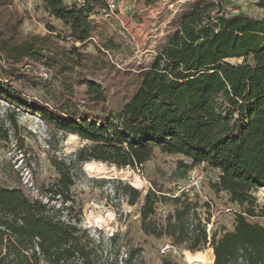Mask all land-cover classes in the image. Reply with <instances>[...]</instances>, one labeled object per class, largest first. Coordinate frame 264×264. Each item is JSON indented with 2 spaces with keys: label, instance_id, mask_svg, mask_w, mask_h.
Listing matches in <instances>:
<instances>
[{
  "label": "trees",
  "instance_id": "16d2710c",
  "mask_svg": "<svg viewBox=\"0 0 264 264\" xmlns=\"http://www.w3.org/2000/svg\"><path fill=\"white\" fill-rule=\"evenodd\" d=\"M39 1L58 25L47 21L45 34L27 35L18 11L0 0V100L8 110H34L48 127L85 144L68 163L50 158L57 175L35 182L46 201L20 183L0 185V264H99L101 239L81 225L72 198L73 163L137 168L156 150L189 159L185 167L217 171L211 190L224 192L240 210L231 230L208 235L209 221L187 198L166 197L155 184L142 195L119 182L116 190L129 205L142 198L140 230L192 253L211 247L212 264H264V224L251 220L264 218L257 197L259 189L264 192V0L255 2L263 10L258 17L229 14L223 0L194 1L111 112L94 73L101 66L97 52L113 44L94 43L95 54L86 50L93 43L91 17L108 8L106 0ZM38 66L48 78L34 72ZM74 86L84 88L82 106ZM26 89L41 92L39 103L27 101ZM169 198L173 210L160 220L157 205ZM117 237L111 235L110 244ZM161 264L176 263L163 258Z\"/></svg>",
  "mask_w": 264,
  "mask_h": 264
},
{
  "label": "rangeland",
  "instance_id": "374dc122",
  "mask_svg": "<svg viewBox=\"0 0 264 264\" xmlns=\"http://www.w3.org/2000/svg\"><path fill=\"white\" fill-rule=\"evenodd\" d=\"M70 4L78 0H64ZM114 8H97L91 17L94 26L93 43L86 50L96 53L94 43L101 45L110 40L112 48L97 52L100 68L94 73L107 93L104 107L115 111L130 94L137 82L138 71L147 68L154 55L161 49L167 37L174 30V23L196 0H113ZM257 0H223L225 11L238 12L258 17L263 11L255 5ZM22 18L24 34L46 33V22L58 25L49 18L39 0H8ZM232 63L241 59H232ZM34 72L43 78L49 74L41 67ZM78 105H84V88L74 86ZM27 101L38 102L40 91L26 89ZM39 103V102H38ZM9 105L0 100V185L20 183L27 193L38 196L36 181L56 176L50 158L68 163L74 159L79 147L85 144L78 136L63 134L48 127L38 113L28 108L8 110ZM97 117L96 115H94ZM7 138H3V132ZM99 163L101 172H89L85 164L73 163L75 175L71 187L75 207L81 209V225L89 229L96 239H101L105 251L99 264H161L163 258L176 264H212L213 250L190 252L172 243L168 237L156 238L144 234L139 227V207L142 198L135 205H129L116 190L119 182L128 183L141 190L156 187L166 197L180 196L196 204V211L206 226L208 235L218 236L224 230L233 228L234 213L240 207L228 200L224 192L214 193L209 183L216 180L217 171L204 165L188 168L183 165L190 160L179 155H169L156 150L150 160L137 168H117ZM182 163V164H181ZM257 197L264 202L263 189ZM58 206L59 201H51ZM171 198L158 203L156 217L163 220L173 210ZM264 224V218H253ZM118 234L110 244L108 238ZM98 235V237H97ZM196 258L191 262L186 254Z\"/></svg>",
  "mask_w": 264,
  "mask_h": 264
},
{
  "label": "bare ground",
  "instance_id": "6f19581e",
  "mask_svg": "<svg viewBox=\"0 0 264 264\" xmlns=\"http://www.w3.org/2000/svg\"><path fill=\"white\" fill-rule=\"evenodd\" d=\"M72 137L73 136H76V135H73L71 134ZM85 164V168L86 170H88L89 172H101V166L99 163H94L93 161H90V162H87V163H84ZM187 258L189 261L193 262L196 260L195 256L193 254H190V253H187L186 254Z\"/></svg>",
  "mask_w": 264,
  "mask_h": 264
},
{
  "label": "built area",
  "instance_id": "2783aa9c",
  "mask_svg": "<svg viewBox=\"0 0 264 264\" xmlns=\"http://www.w3.org/2000/svg\"><path fill=\"white\" fill-rule=\"evenodd\" d=\"M106 3L108 5V8L109 9L114 8V1L113 0H106Z\"/></svg>",
  "mask_w": 264,
  "mask_h": 264
},
{
  "label": "crops",
  "instance_id": "0c3cea01",
  "mask_svg": "<svg viewBox=\"0 0 264 264\" xmlns=\"http://www.w3.org/2000/svg\"><path fill=\"white\" fill-rule=\"evenodd\" d=\"M262 10V9H261ZM263 11V10H262Z\"/></svg>",
  "mask_w": 264,
  "mask_h": 264
}]
</instances>
